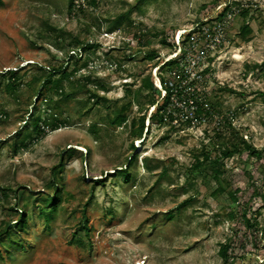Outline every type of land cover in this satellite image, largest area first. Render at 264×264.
Segmentation results:
<instances>
[{
  "label": "rangeland",
  "instance_id": "374dc122",
  "mask_svg": "<svg viewBox=\"0 0 264 264\" xmlns=\"http://www.w3.org/2000/svg\"><path fill=\"white\" fill-rule=\"evenodd\" d=\"M224 1L247 6L251 31L241 35L237 10L222 44L205 52L209 73L198 91L212 103L211 116L171 125L146 119L142 138L133 139L132 118L153 107L149 90L138 91L140 110L132 95L141 77L157 74V60L146 54L155 49L164 57L168 47L160 39H177ZM129 9L130 22L107 32L108 22ZM45 25L65 31V38L54 41L56 31ZM71 36L96 46L67 60L66 48L56 43L66 46ZM33 63L72 70L79 83L88 76L106 87L98 93L108 102H89L83 115L70 103L68 125L45 128L19 145L32 130L31 124L23 128L25 111L40 113L43 125L46 106L40 99L39 109L27 107L24 87L19 100L0 89V232L8 227L19 238L12 243L1 236L0 264H228L218 252L226 241L234 264H264V0H72L70 10L68 0H0V71L23 66L27 80ZM127 102L126 122L110 125L114 108ZM241 139L262 151L261 158L243 152L224 158L222 167L204 160L193 168L195 157H217L220 147ZM132 154L129 180L111 174ZM60 161L62 169L53 172ZM215 169L226 191L213 196ZM54 174L60 200L46 222L39 207L47 211L42 199L52 193L47 186ZM244 209L257 228L247 231ZM22 213L29 220L26 235L15 223ZM82 225L89 229L79 232L84 247L70 243Z\"/></svg>",
  "mask_w": 264,
  "mask_h": 264
},
{
  "label": "trees",
  "instance_id": "16d2710c",
  "mask_svg": "<svg viewBox=\"0 0 264 264\" xmlns=\"http://www.w3.org/2000/svg\"><path fill=\"white\" fill-rule=\"evenodd\" d=\"M96 0H91L92 3H95ZM140 1V0H139ZM225 3V1H224ZM231 4L236 5L238 7V16H241L242 18V25L240 29L241 35L245 36L249 34L251 31L248 17L250 15L249 9L247 6L243 5L240 2L233 1ZM72 6V0H68V10L71 9ZM229 8L228 5L223 6L221 9H219L216 12L217 17H221L225 10ZM130 9L125 11L124 13H121L117 16H115L111 21L108 23V29L107 32L113 31L117 29L119 26L122 25L123 20H126L130 22ZM46 29L48 31H56L54 41L58 40L59 38H65L66 32L63 30L56 29L54 27H51L50 25H45ZM171 39L167 41V37H163L161 40L162 44L167 45L168 52L165 56L172 53L175 48L176 44L174 42L173 35L170 36ZM185 40V38H184ZM184 43V41H183ZM58 48H66L65 54H67V60L72 59L71 54H76V51L78 49L85 50H91L94 49L96 46L95 43L84 41L79 39L78 36H71L70 41L67 43L66 46L64 45H57ZM164 56V57H165ZM164 57H159L158 51L155 49L149 50V52L146 54V59L153 60L156 59L157 61L154 63L153 66H157V77L159 78L160 84L163 88H166L164 85L166 77L171 76V71L174 70L177 67V58H172L167 61H163ZM31 64V63H27ZM36 70L32 73V75L27 79H23V73H20V71L23 69V66L17 67L14 69L8 68L3 71H0V89L3 90V92L7 95L12 96L15 100H19L20 93L22 92V88L28 92L26 96L27 100V107L30 106L31 108H37L40 107L36 104L38 100L44 101V105L46 106L47 117L44 118L42 123L40 122L41 114L38 113L37 115L33 116L32 111L27 110L25 113L27 114V119L23 118L21 119L23 121V128H27L29 124H31L32 130L31 131H25V133L20 137L15 143L19 145H23V142L27 139H30L32 137V134L35 135H42L45 131V128H48L49 130H55L57 128H60L62 126L68 125L69 117L68 115L64 116V113L68 111V107L70 103H75L77 105V112L78 114H85L88 109L90 108L88 106L89 102H92L93 107L97 104L108 102V100L103 96L100 95L98 92L106 91V87L104 85H92L91 81L89 80V77H85L84 83H79V79H71L72 70H67L66 68H62L61 66H54V65H39L38 63H33ZM75 65V63H74ZM85 63L83 62V66ZM76 68L75 66L73 69ZM76 70V69H75ZM207 67H204L202 69L203 74L206 76L209 71ZM137 75L141 76L142 72H138ZM67 82V86L65 87L62 82ZM131 83H126V85ZM141 89H147L150 92V106H153L150 113H141L138 117L132 118L131 120V133L133 136V139H141L143 131L145 129V121L146 119H150L151 122L158 121L160 124H169L171 125L172 116L165 114L164 106L167 102V96H165L161 101L157 102V100L160 97V89L155 84L154 77L152 75V72L148 73L147 75L141 77L140 79V85L136 92H134L132 95H134V99L136 100V105L141 109V104L138 100V91ZM52 90L55 96L53 94L51 96L45 97L46 94L45 91ZM166 94L168 93V89H166ZM127 95L131 94V91L129 89H126ZM33 102V103H32ZM157 102V103H156ZM92 107V106H91ZM131 103L127 102L122 105H119L114 108L112 115L108 119L109 124L112 126H119L120 124L126 122L127 120V110H130ZM214 107L212 103L208 104V109L203 107L202 105L198 108V116H206L210 117L211 113L213 112ZM132 146V145H131ZM73 150V149H69ZM219 156L211 158L208 153L204 152L202 155V159H199L198 157H195L193 168H197L201 165L202 161L208 160L211 164H215L217 166H223V159L229 158L233 156L234 154H241L246 153L247 155L254 157V158H261L262 151L257 150L253 145L249 144L247 141H244L241 139V141L238 142V144L231 143L230 145H224L220 147L219 150ZM136 160V156L132 154L129 156L127 162L120 165L118 168L114 169V171L111 173L113 175H120L124 180L130 179V173H129V167L131 164ZM144 165L146 168H149V165L147 164V157L143 158ZM62 169V162L60 161L54 168L53 172L55 170H58L59 173ZM214 170V169H212ZM220 169H215L214 171V181L217 183L216 189L211 193L213 196H216L217 194L226 191L221 186V175ZM56 175L54 174L52 177L51 183L47 186V189H52V193H48L46 195H43L42 201L46 203L47 211H44V207H39L40 213L44 216V219L46 222L50 221L52 218V214L56 211L58 202L60 200L58 196L59 189L57 187L56 183ZM255 194H258V192H255ZM229 196L232 200H235L234 195L229 192ZM260 196L264 199V195L260 194ZM249 209H244L242 212V221L244 223L245 228L247 231L252 230L253 228H257L258 225L254 221L252 222L250 220V217H248ZM18 230L17 232H21L23 235H26V230L29 225V220L27 219V216H25L24 213H22L18 219L16 220ZM85 230L87 235V231L89 230L87 227L82 225L80 229L73 231L72 237L70 239L71 244H76L77 246L84 247L86 243H84L81 234L79 233L80 230ZM16 231L10 230V228H5L0 232V238L2 235H5V238L8 239L10 242H18V237H14L13 234ZM230 241H226L222 243L218 249L219 256L224 260V262L228 261V264H234L235 262V256L229 258V244ZM20 244V243H19ZM241 259H244V255H239Z\"/></svg>",
  "mask_w": 264,
  "mask_h": 264
},
{
  "label": "built area",
  "instance_id": "2783aa9c",
  "mask_svg": "<svg viewBox=\"0 0 264 264\" xmlns=\"http://www.w3.org/2000/svg\"><path fill=\"white\" fill-rule=\"evenodd\" d=\"M226 5L229 8L221 17H217L215 13L213 16L195 22L189 29L178 31L177 39H174L175 50L163 58V61L177 58V67L170 72L172 77H166L164 83L166 88L160 84L157 74L152 73L155 84L161 92L157 102L167 96L164 110L165 114L172 116L171 123L179 120L195 123L204 118L198 116V108L202 105L208 109V104L198 90L205 76L202 72L205 52L222 44L224 31L234 13L237 12L236 7H233L230 2L228 4L223 2L221 8ZM166 89H168L167 94Z\"/></svg>",
  "mask_w": 264,
  "mask_h": 264
}]
</instances>
